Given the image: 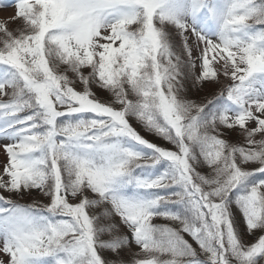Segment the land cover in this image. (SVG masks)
I'll use <instances>...</instances> for the list:
<instances>
[{"label": "snow or ice", "instance_id": "obj_1", "mask_svg": "<svg viewBox=\"0 0 264 264\" xmlns=\"http://www.w3.org/2000/svg\"><path fill=\"white\" fill-rule=\"evenodd\" d=\"M13 7L0 264H264V0Z\"/></svg>", "mask_w": 264, "mask_h": 264}, {"label": "rangeland", "instance_id": "obj_2", "mask_svg": "<svg viewBox=\"0 0 264 264\" xmlns=\"http://www.w3.org/2000/svg\"><path fill=\"white\" fill-rule=\"evenodd\" d=\"M15 9L13 8H8L6 10L4 9H0V19H3L5 17H10L12 15H14ZM193 96L196 97V94L193 93ZM101 98H105V97H101ZM133 126L136 127L137 131H139L141 133V135H143L146 139H149L150 141L159 144L160 146L163 147H170L169 145L166 144V142L148 134L147 132H145L144 130H142L139 125H137L134 121H133ZM230 140H236L238 139L237 137H235V135H232L229 137ZM5 160V156L3 153V150L0 149V166L3 165ZM201 171H204L203 169ZM38 197H27L25 198L23 201H21V203H30L32 202L33 199H37ZM46 202V201H45ZM157 223H165L164 221L160 220V221H156ZM248 243H251L255 237H248L246 238Z\"/></svg>", "mask_w": 264, "mask_h": 264}]
</instances>
